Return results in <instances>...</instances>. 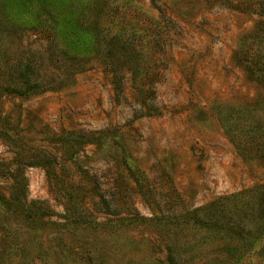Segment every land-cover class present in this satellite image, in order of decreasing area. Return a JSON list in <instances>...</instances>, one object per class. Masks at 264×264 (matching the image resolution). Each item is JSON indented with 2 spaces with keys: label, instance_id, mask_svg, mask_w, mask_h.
I'll use <instances>...</instances> for the list:
<instances>
[{
  "label": "rangeland",
  "instance_id": "1",
  "mask_svg": "<svg viewBox=\"0 0 264 264\" xmlns=\"http://www.w3.org/2000/svg\"><path fill=\"white\" fill-rule=\"evenodd\" d=\"M49 8L39 31L0 0V264L232 262L221 224L264 210L225 128L264 123V0ZM19 64L38 91H7Z\"/></svg>",
  "mask_w": 264,
  "mask_h": 264
},
{
  "label": "trees",
  "instance_id": "2",
  "mask_svg": "<svg viewBox=\"0 0 264 264\" xmlns=\"http://www.w3.org/2000/svg\"><path fill=\"white\" fill-rule=\"evenodd\" d=\"M5 1L9 4L13 11L32 18L35 22L36 29L39 31H44V29L46 30L49 23L53 21V14L49 8L50 0ZM54 32V35L56 36H64L65 47H63V51L74 52L76 54L83 53L82 51L87 45L85 43V37H79L74 33L73 35L61 34L62 31L57 29H55ZM22 68L23 66L21 64L15 65L13 73L17 76V80L12 83L10 88H7V91H10V93H17L19 95H22L25 92L38 91L35 86H31L32 84L28 80H23V77L27 74H25ZM225 128L231 142L239 150V152L243 151L240 149L241 145V147H248L253 149L256 153H261V157L264 158V123L245 122L242 125L234 127L230 124L229 126L225 124ZM125 168L138 184L139 169L133 167L128 160L125 162ZM252 191L255 192L260 199L259 203L264 201V184L256 186ZM246 208L248 209V206H246ZM258 211L259 212L256 215L252 216H250V214L248 215V211H243L241 212L240 219L236 220L235 218V220L233 219L231 223L224 222V224H221L222 230L234 240V252L238 255L236 256L235 254V257L229 264H264V257H259L257 255L256 258L259 259V261L253 262L252 260H248L244 262V258L246 256L255 255L256 249L264 245V210L260 207ZM235 215H239V213H236Z\"/></svg>",
  "mask_w": 264,
  "mask_h": 264
}]
</instances>
